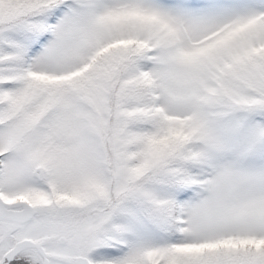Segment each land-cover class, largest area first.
I'll return each mask as SVG.
<instances>
[{
  "label": "snow or ice",
  "instance_id": "6c2138e0",
  "mask_svg": "<svg viewBox=\"0 0 264 264\" xmlns=\"http://www.w3.org/2000/svg\"><path fill=\"white\" fill-rule=\"evenodd\" d=\"M0 264H264V0H0Z\"/></svg>",
  "mask_w": 264,
  "mask_h": 264
}]
</instances>
